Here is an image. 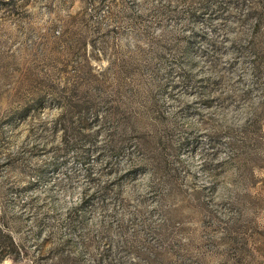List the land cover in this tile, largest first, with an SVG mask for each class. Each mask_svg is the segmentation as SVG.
Listing matches in <instances>:
<instances>
[{
  "label": "rangeland",
  "instance_id": "374dc122",
  "mask_svg": "<svg viewBox=\"0 0 264 264\" xmlns=\"http://www.w3.org/2000/svg\"><path fill=\"white\" fill-rule=\"evenodd\" d=\"M0 225L2 264H264V0H0Z\"/></svg>",
  "mask_w": 264,
  "mask_h": 264
},
{
  "label": "trees",
  "instance_id": "16d2710c",
  "mask_svg": "<svg viewBox=\"0 0 264 264\" xmlns=\"http://www.w3.org/2000/svg\"><path fill=\"white\" fill-rule=\"evenodd\" d=\"M262 20L261 19H256L255 25H254V30L252 32L254 41L256 42L257 39L260 36L261 33V27H262ZM103 90L104 87L100 85V90H99V96L102 97L103 95ZM134 130V128H132ZM5 230L4 228L0 225V233H4ZM6 238H8V242L0 241V264H2L7 258L11 257L12 255V249H16V243L13 241L12 237L8 234H4Z\"/></svg>",
  "mask_w": 264,
  "mask_h": 264
}]
</instances>
